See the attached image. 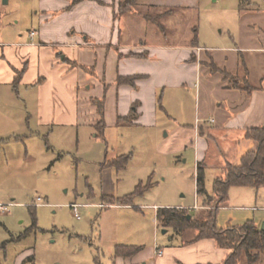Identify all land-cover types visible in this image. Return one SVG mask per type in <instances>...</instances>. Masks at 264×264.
<instances>
[{"label":"rangeland","instance_id":"rangeland-1","mask_svg":"<svg viewBox=\"0 0 264 264\" xmlns=\"http://www.w3.org/2000/svg\"><path fill=\"white\" fill-rule=\"evenodd\" d=\"M38 1L20 0L17 7L18 2L11 0L3 6V30L14 25L26 36L24 40L29 39L33 22L37 24ZM261 2L199 0L193 8L178 7L172 16L167 15L171 7L147 12L149 8L139 4L135 11L141 15L136 19L143 33L138 32L134 40L138 45L156 37L167 44L198 41L223 57L220 48L244 46L252 32L257 34L258 29L243 30L242 23L257 21ZM240 5L247 11L245 16L239 13ZM144 16H148L145 21ZM251 82L257 84L256 77ZM240 84H246L245 80ZM19 91L0 88V202L19 203L9 207L10 213L0 211V243H8L11 260L29 252L22 264H110L117 243L152 246L158 237L161 245L168 236L164 234L167 228L155 220V210H139V204L198 205L194 146L186 144L179 150L173 132L178 126H194L205 103L203 91L201 96L190 84L178 94L164 96L160 90L156 123H125L108 128L104 136L84 126L39 124L36 89L20 85ZM137 118L138 114L132 117ZM124 153L131 154L126 168L105 165L106 160ZM227 158L235 165L241 161L233 151ZM225 166L218 157L206 170L210 194L215 193L216 180L225 177ZM149 183L152 186L133 199L132 208L99 206L104 196L123 197L139 184ZM228 197L226 206L217 212L219 228L248 220L262 225L264 185L232 186ZM38 198L42 204L35 206ZM189 211L199 216L204 210ZM18 236L20 240H12ZM31 255L33 261L28 258ZM255 264H264V253Z\"/></svg>","mask_w":264,"mask_h":264},{"label":"crops","instance_id":"crops-1","mask_svg":"<svg viewBox=\"0 0 264 264\" xmlns=\"http://www.w3.org/2000/svg\"><path fill=\"white\" fill-rule=\"evenodd\" d=\"M16 1L20 7V0ZM101 1L103 4L84 0L71 6L72 0H39L35 13L37 24L33 22L29 39L24 40L26 36L20 33V29H14V25L3 30L2 7L11 0H0V88L11 87L17 94L20 85L36 89L35 109L41 125H77L97 130L95 126L102 117L93 99H104V136L108 128L126 123H118L120 117L138 114L137 119L126 124L153 125L157 120L159 91L164 96L171 92L178 94L190 84L199 89L200 95L203 91L205 103L194 126H178L173 132L179 150L186 144L194 146L196 166L201 163L208 170L218 157L228 166L234 164L227 160L228 153L233 151L242 158L256 148L257 143L247 138L246 133L251 128L264 127L262 0L256 11L257 21L242 23L243 30L258 29L257 34L252 32L251 41L244 46L220 48L225 54L223 57L215 55L198 41L167 44L156 37L152 42L141 40L139 45L135 43L134 36L143 33L138 31L140 23L136 19L137 14L141 15L135 11L139 4L149 8L145 10L147 12L171 7L167 15L172 16L178 7L193 8L199 0H136L133 9L124 14L119 13V3L125 0ZM239 13L245 16L247 11L241 6ZM144 17L143 21L148 16ZM32 31L35 32L33 37ZM241 54L243 57H239ZM68 61H76L87 70L72 66ZM20 71L24 74L15 88L14 82ZM132 75H141L135 85L117 83L119 76ZM255 77L257 84L251 82ZM243 80L244 85L240 84ZM122 155L131 156L126 153L117 155L106 160L105 165ZM106 197L117 199L109 195L103 198ZM0 203L8 204V208L19 205L17 202ZM40 204L39 200L35 202V206ZM164 205L167 207L139 204L137 208L155 210L158 222L161 208H187L192 212L200 209L196 204L190 207ZM99 206L132 208L131 203L105 200ZM164 234L168 236L162 239L161 245L158 237L152 246L115 244L110 264H223L228 255V251L213 239H197L198 232L193 229L177 233L167 228ZM12 240L18 241L20 236ZM118 245L142 246V250L132 256L115 257ZM0 251V264H22L29 254L18 253L11 260L8 243H0Z\"/></svg>","mask_w":264,"mask_h":264},{"label":"trees","instance_id":"trees-1","mask_svg":"<svg viewBox=\"0 0 264 264\" xmlns=\"http://www.w3.org/2000/svg\"><path fill=\"white\" fill-rule=\"evenodd\" d=\"M84 0H72L71 6H75ZM103 4L101 0H94ZM136 0H125L119 3V13L124 14L133 9ZM241 7V5H240ZM161 16V15H159ZM130 55H135L130 53ZM135 56H143L136 54ZM68 60V59H67ZM72 66L87 68L80 65L76 61H68ZM24 71H20L18 78L14 82L17 83L23 77ZM141 75L119 76L117 83L119 85L129 84L135 85V81ZM98 106V112L101 120L95 126L98 133L103 135L105 130L104 115V99H93ZM135 107L137 105H134ZM133 114V113H132ZM132 116L120 117L118 123H131ZM247 138L254 140L257 146L254 150L246 152L239 164H228L225 177L219 178L215 182V193L210 194L206 189V169L201 164H197L196 172V193L197 201L200 209L204 211L199 216H194L187 208H161L158 210V219L164 228H171L174 232L193 229L198 232L197 239L209 238L213 239L218 246L228 251V255L223 264H240L243 260L248 264H255L260 261L264 253V231L260 225L253 220H248L241 225H229L219 228L216 223L217 212L221 206H225L228 201V192L232 186H250L259 188L264 185V127L251 128L247 130ZM131 160L130 155H122L117 159L107 162V165L116 169H124ZM149 183L142 187L139 184L136 190L123 197L113 199L112 197L104 198L105 201L118 202L120 204H130L133 199L143 195L144 190L150 188ZM191 216V218L188 217ZM35 226V223L33 224ZM22 237L25 234L21 235ZM142 250V246L137 245H118L115 248L114 256H132ZM30 261H33L31 256Z\"/></svg>","mask_w":264,"mask_h":264},{"label":"built area","instance_id":"built-area-1","mask_svg":"<svg viewBox=\"0 0 264 264\" xmlns=\"http://www.w3.org/2000/svg\"><path fill=\"white\" fill-rule=\"evenodd\" d=\"M264 2V0H262ZM35 34L34 31L31 32V36L33 37V35ZM40 201V198L38 199ZM75 209L77 208V205H75L74 207ZM195 208H197V206H195ZM0 210L3 211V212H6L9 210L8 208V204H2L0 203ZM77 216H79L77 213H76ZM159 254H162V251H159Z\"/></svg>","mask_w":264,"mask_h":264},{"label":"water","instance_id":"water-1","mask_svg":"<svg viewBox=\"0 0 264 264\" xmlns=\"http://www.w3.org/2000/svg\"><path fill=\"white\" fill-rule=\"evenodd\" d=\"M188 217L191 218L190 215H188ZM261 229L264 231V222H263L262 225H261ZM164 232H166V230H164Z\"/></svg>","mask_w":264,"mask_h":264}]
</instances>
